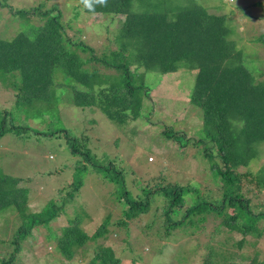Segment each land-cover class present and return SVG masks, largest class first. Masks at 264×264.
I'll list each match as a JSON object with an SVG mask.
<instances>
[{
	"label": "trees",
	"instance_id": "1",
	"mask_svg": "<svg viewBox=\"0 0 264 264\" xmlns=\"http://www.w3.org/2000/svg\"><path fill=\"white\" fill-rule=\"evenodd\" d=\"M188 1L184 6L172 7L171 0H107V6L95 5L93 12L80 0L86 14L117 20L123 17L109 39L110 45L96 56L82 40H73L66 34L67 25L56 6L45 8L38 3L29 9H14L6 0H0V7L21 18L23 25L14 37H0V82L6 81L15 91L13 110L0 112V137L5 133L19 138L41 134L36 128L19 124V115L24 112L28 116L26 109L31 110L34 102L47 103L48 109L41 110L43 114L53 108L50 101L54 102L58 90L65 88L63 79L61 83L56 81L59 72L69 82L67 92L73 105L98 108L112 123L122 125L129 118L142 116V100L152 90L146 82L147 74L163 77L181 69L194 70V86L188 99L201 111L202 136L193 143L199 144L195 146L204 159L212 162L211 170L222 178L221 201L211 202L195 188L176 183L144 187L141 195L133 197L123 186L121 173L117 174L110 164L101 166L100 159L84 146L83 138L77 142L67 132H58L64 133L69 152L73 157L80 156L85 167L95 172L107 170L108 181L119 189L113 193L115 199L124 201L127 207L123 212L125 219L118 226L124 228L127 220L148 213L152 201L159 198L165 205L162 228L167 235L168 230L185 221L189 225L196 223L194 216L214 211L222 216L220 224L228 230L237 231L243 238H261L264 228L259 230L255 225L264 220V213L255 215L251 211L239 183L247 178L264 191V163L255 174L249 170L251 163L264 154V80L255 79L247 54L238 50L230 38L233 29L226 15L210 14L198 1ZM31 17H37L39 24ZM80 32L77 29L75 33ZM78 52L87 55L82 57ZM99 68L113 74H105ZM51 134L42 132L44 136ZM175 135L166 131L165 139L179 138ZM241 166L247 169L245 173L238 172ZM18 182L19 179L0 172V218L7 222L6 215L15 213L19 220L7 243L13 252L8 258H1L0 264H12L34 228L65 213V208L55 207L53 202L41 212L30 213L28 192L16 187ZM79 186L80 182L71 184L69 189L77 194ZM190 193L197 201L186 208L180 220L173 221L170 213L180 211ZM226 208L233 212H225ZM109 222L106 217L89 236L79 228L77 218L69 219L60 230L61 236H54L52 241H56L63 258L72 261L73 248L104 237ZM88 264L121 263L110 247H99ZM251 264H264V260L255 258Z\"/></svg>",
	"mask_w": 264,
	"mask_h": 264
},
{
	"label": "rangeland",
	"instance_id": "2",
	"mask_svg": "<svg viewBox=\"0 0 264 264\" xmlns=\"http://www.w3.org/2000/svg\"><path fill=\"white\" fill-rule=\"evenodd\" d=\"M79 1L6 0V3L14 9H29L38 3H43L45 8L56 6L62 14V22L67 25L66 34L73 40H82L98 56L110 45L109 39L123 17L117 20L86 14ZM171 1L172 7L189 2ZM196 1L210 14L226 15L233 29L230 38L238 50L247 54L246 61L255 79L264 80V0ZM32 19L39 24L37 17ZM21 21L5 7H0V37H14L19 27L23 28ZM77 29H81L79 34L75 33ZM195 76L196 71L185 69L163 77L147 74L146 82L152 90L142 100V116L115 125L98 108L73 105L67 92L69 82L59 72L56 81L61 83L63 79L65 88L58 90L54 102L50 101L53 108L43 114L42 111L48 109L47 103L34 102L31 110L25 108L28 116L24 112L19 115V124L36 128L41 134L19 138L5 133L0 137V172L19 179L16 187L28 192L29 212H41L49 202L65 208L64 214L31 231L12 264H88L99 247H110L121 264H251L255 258L264 260V237L243 238L237 231L223 227L222 216L214 211L194 216L196 223L189 225L185 221L168 230L167 235L162 228L165 205L159 198L152 201L148 213L127 220L124 228L118 226L124 221L123 212L127 209L124 201L115 199L113 193L119 189L108 181L107 170L95 172L84 166L80 156L73 157L64 140L65 132L77 142L83 138L84 146L93 157L100 159L101 166L110 164L117 174L121 173L122 184L133 197L141 195L144 187L176 183L195 188L201 197L211 202L221 201L222 178L211 170L212 162L204 159L200 148L195 146L199 144L193 143L202 136L201 111L188 99ZM14 94L6 81L0 82L1 113L13 110ZM166 131H172L179 138L165 139ZM42 132L53 134L44 136ZM263 163L264 154L251 163L250 172L255 174ZM237 170L245 173L247 169L241 166ZM249 180L240 181L241 193L249 200L255 215L264 213V191H259ZM79 182V191L73 194L69 188ZM194 197L187 194L183 208L170 213L173 221L180 220L186 208L197 201ZM225 212L233 211L226 208ZM6 217L7 222L0 218V259L8 258L13 252L7 243L19 221L15 213ZM106 217L110 222L104 237L89 241L82 248L74 247L72 261L65 260L57 251L56 241L52 239L61 236L60 230L69 219L77 218L79 228L92 236ZM255 227L263 229L264 220Z\"/></svg>",
	"mask_w": 264,
	"mask_h": 264
},
{
	"label": "clouds",
	"instance_id": "3",
	"mask_svg": "<svg viewBox=\"0 0 264 264\" xmlns=\"http://www.w3.org/2000/svg\"><path fill=\"white\" fill-rule=\"evenodd\" d=\"M81 2L89 11L93 12L95 11V5L107 6V0H81Z\"/></svg>",
	"mask_w": 264,
	"mask_h": 264
}]
</instances>
